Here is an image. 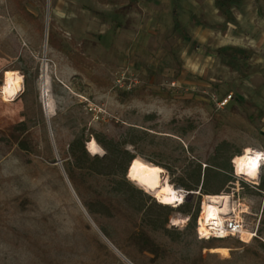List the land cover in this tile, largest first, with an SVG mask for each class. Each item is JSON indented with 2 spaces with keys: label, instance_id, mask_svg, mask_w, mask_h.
I'll use <instances>...</instances> for the list:
<instances>
[{
  "label": "rangeland",
  "instance_id": "obj_1",
  "mask_svg": "<svg viewBox=\"0 0 264 264\" xmlns=\"http://www.w3.org/2000/svg\"><path fill=\"white\" fill-rule=\"evenodd\" d=\"M225 1L229 15L215 0H22L38 19L30 23L14 0H0V264H264V166L257 183L232 168L246 148L264 153V0ZM230 49L248 61L215 52ZM7 71L24 81L13 100L3 93ZM20 124L29 151L12 138ZM96 136L164 168L176 189L188 191L180 180L200 166L234 210L248 211L227 219H242L259 239L204 238L230 249L229 259L202 250L199 192L185 202L199 208L196 229L173 211L165 228L148 229L156 246L147 251L130 223L98 218L109 239L64 173L71 143L84 137L88 152ZM126 179L135 197L161 203ZM90 182L116 195L110 180ZM75 192L81 203L95 197Z\"/></svg>",
  "mask_w": 264,
  "mask_h": 264
},
{
  "label": "trees",
  "instance_id": "obj_2",
  "mask_svg": "<svg viewBox=\"0 0 264 264\" xmlns=\"http://www.w3.org/2000/svg\"><path fill=\"white\" fill-rule=\"evenodd\" d=\"M14 1L20 13L28 22L37 23V17L23 5L22 0ZM215 2L221 13L229 15V3L227 4L225 0H215ZM176 28L180 30L179 25H177ZM183 35L189 37V34L186 32H183ZM49 45L55 48L61 46L60 41L54 33H49ZM215 52L218 55L224 56L233 54L235 58L243 61H248L249 59L248 55H243L242 57V54L235 49H230L229 51L218 50ZM22 126H24V124L17 125V132L12 135V138L21 149L29 151L28 138H24V132H21L23 131ZM95 139L105 149L106 155L103 157H92L85 148L84 137H77L71 143L70 156L72 161L65 165V172L75 190L78 191L85 187L90 188L94 192L95 197L90 201H82V203L89 216L109 239H111L110 236L103 229L100 219L98 218H119L130 223L134 228L133 238L147 251H153L156 246L155 241L149 236L148 229L155 230L158 226L165 228L173 211L178 210L179 213L192 216L190 226L194 229L197 228L196 220L199 215V208L193 214L191 213L192 208L189 207L187 203L181 205L180 208L173 209L158 203L151 197H135V193L138 191L130 185L126 176L130 164L136 156L114 141L103 139L99 136H96ZM132 145L135 146L134 144ZM54 162L55 161H53V163ZM101 177L110 180V182L116 186L115 196L107 195L104 191L97 189L96 186L90 182L91 179H98ZM179 185L186 188L191 193L199 192L203 195H220L224 189L221 188L219 191H216L217 189L210 185L209 173L204 171L202 174V168L200 166L197 171L189 176V183L185 180H180ZM149 201L150 204L147 206L146 204ZM138 214H141L140 220L137 217ZM200 240H202V250L213 249L214 242L217 241H206L201 238Z\"/></svg>",
  "mask_w": 264,
  "mask_h": 264
},
{
  "label": "bare ground",
  "instance_id": "obj_3",
  "mask_svg": "<svg viewBox=\"0 0 264 264\" xmlns=\"http://www.w3.org/2000/svg\"><path fill=\"white\" fill-rule=\"evenodd\" d=\"M23 83V77L17 72H5V83L3 86L5 98L13 100L18 97L23 91ZM46 89L49 96V84L46 85ZM48 110L49 114H51L49 106ZM87 148L92 156H101L103 154L101 147L95 139L88 142ZM263 158L264 153L262 151L246 148L241 155H237L232 159L234 173L257 183L261 167L264 165L262 162ZM128 178L146 191V193L154 195L162 204L170 206L180 202L181 205L183 201L179 190L174 188L168 181L165 169L158 165L135 158L130 164ZM239 208L240 212L233 209L231 196L229 195H206L199 221L200 232L206 236L211 235L212 231L215 230L222 233L227 217L233 213L237 215L248 214L247 209H244L243 205L239 206ZM181 222H184V220H177L176 224ZM246 234L247 231L244 232V237ZM210 251L222 256L224 259L231 257V250L225 247H216Z\"/></svg>",
  "mask_w": 264,
  "mask_h": 264
},
{
  "label": "built area",
  "instance_id": "obj_4",
  "mask_svg": "<svg viewBox=\"0 0 264 264\" xmlns=\"http://www.w3.org/2000/svg\"><path fill=\"white\" fill-rule=\"evenodd\" d=\"M229 102V99L228 98H225L224 100L220 101L218 103V105L220 107L222 106H226ZM263 164H264V158L262 160ZM264 166V165H263ZM262 168V167H261ZM180 194L182 195L183 197V201L181 204L185 203L187 198L191 195V192L189 191H186L184 189H181V188H178ZM175 206L177 205H180V202L178 203H175L174 204ZM220 229V228H219ZM199 233H200V236L199 238L201 239H204V238H217V239H227L229 237H237L239 238L241 241L245 242V243H248V242H251L255 239H259V236H258V233L256 231L254 232H247L246 236H248V239L245 240L243 237H244V232L247 231L246 230V224L244 223V221L240 218H238L237 216H232L230 218H228L226 220V222L224 223V229H223V232L222 233H219V231H212V234L209 235V236H206V235H203L201 232H200V227H199ZM224 234V235H222Z\"/></svg>",
  "mask_w": 264,
  "mask_h": 264
},
{
  "label": "water",
  "instance_id": "obj_5",
  "mask_svg": "<svg viewBox=\"0 0 264 264\" xmlns=\"http://www.w3.org/2000/svg\"><path fill=\"white\" fill-rule=\"evenodd\" d=\"M45 92H46V91H45ZM46 93H47V92H46ZM44 106H45V112H46V114H47V117L49 118L48 104L45 102ZM59 164H60V162L58 161V162H56L55 165H59ZM63 170H64V169H63ZM64 173H65V176H66V178H67V180H68V182H69V185L71 186V189H72V191H73L75 197L77 198L79 204L81 205V207L83 208L84 212H85L86 215L89 217V219L91 220V222L93 223V225H94L97 229H99V228L96 226V224L94 223V221L92 220V218L89 216L87 210L85 209V207H84L83 204L81 203L80 199L78 198V196H77L75 190L73 189V187H72V185H71V183H70V181H69V179H68V176H67V174H66L65 171H64ZM99 231H100V230H99ZM101 234H102V232H101ZM102 235H103V234H102ZM104 237H105V236H104ZM106 239H107V238H106Z\"/></svg>",
  "mask_w": 264,
  "mask_h": 264
}]
</instances>
